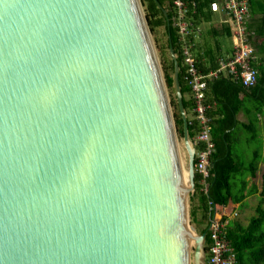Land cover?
I'll list each match as a JSON object with an SVG mask.
<instances>
[{
  "label": "water",
  "instance_id": "water-1",
  "mask_svg": "<svg viewBox=\"0 0 264 264\" xmlns=\"http://www.w3.org/2000/svg\"><path fill=\"white\" fill-rule=\"evenodd\" d=\"M170 57L187 177L142 0H0V264H206Z\"/></svg>",
  "mask_w": 264,
  "mask_h": 264
},
{
  "label": "trees",
  "instance_id": "trees-1",
  "mask_svg": "<svg viewBox=\"0 0 264 264\" xmlns=\"http://www.w3.org/2000/svg\"><path fill=\"white\" fill-rule=\"evenodd\" d=\"M198 2V13L205 17L207 22L212 20L211 12L208 10L210 0H196ZM147 3V16L152 32L155 34L163 29L167 37L166 44L160 47L164 78L171 94L172 106L174 107V119L177 127L178 137L183 138V121L174 93L173 72L174 63L170 57V48H173L179 56L181 67L179 81L182 87L183 103L189 117V133L193 140L196 135V123L192 119V101L190 98V87L186 81L183 58L177 38V31L173 26L172 0L168 8V17L165 16L160 4L164 6V0H143ZM257 0H251L252 13H256ZM261 10V20L251 24L250 30L254 33V44L261 64L257 65L260 71L259 84L253 88H244L227 79H222L210 84L208 100L211 104L209 115L212 117V138L215 142V153L213 155V167L209 179V192L202 191L200 177L196 175V191L190 195V223L195 225L199 234H206V253L209 244V225L213 214L209 211L211 200L218 214L227 210L228 215L235 212L236 204L242 203L247 197L248 183L240 177L251 176L255 178L260 169L263 159V149L254 153L250 164L239 160L234 155V147L245 142V132L251 134L247 138L248 144H253L258 139L257 116L264 115V0ZM169 20V21H168ZM208 36L214 39L229 37L228 28H213L208 31ZM219 43L217 49L212 48L206 39L204 55L200 59L207 58L212 62L221 54ZM187 96V97H186ZM240 112L245 113L249 123H240L237 119ZM262 199L258 206V216L253 217L249 225H242L238 221L227 225V238L231 243L236 255V264H264V176L262 184ZM227 221V217H223Z\"/></svg>",
  "mask_w": 264,
  "mask_h": 264
},
{
  "label": "built area",
  "instance_id": "built-area-1",
  "mask_svg": "<svg viewBox=\"0 0 264 264\" xmlns=\"http://www.w3.org/2000/svg\"><path fill=\"white\" fill-rule=\"evenodd\" d=\"M212 20L207 22L198 13L196 0H172L173 26L177 31L186 81L190 87L192 119L196 123L193 139L195 151V172L200 177L202 191L209 192V179L213 167L215 142L212 138V117L209 115L211 104L208 100L210 84L227 79L244 88L259 84L261 64L254 33L250 30L251 0H210L208 6ZM212 28L226 27L230 50L220 48L221 54L212 62L204 55L205 25ZM209 211L213 214L209 225V244L206 264H236V255L227 238L226 214H218L213 202L209 201Z\"/></svg>",
  "mask_w": 264,
  "mask_h": 264
},
{
  "label": "crops",
  "instance_id": "crops-1",
  "mask_svg": "<svg viewBox=\"0 0 264 264\" xmlns=\"http://www.w3.org/2000/svg\"><path fill=\"white\" fill-rule=\"evenodd\" d=\"M252 18H253V16L251 15L250 26H251V24H253V22L254 23L256 22L255 18L253 21H252ZM211 29H213V28L211 27ZM214 41H215V44H214L215 49H217V41L219 43L218 46L220 48H222V44L220 43L218 38L214 39ZM205 42H206V36L204 35V45H203L204 50H206ZM209 46H210V44H209ZM260 59H261V57H260ZM254 118L257 119V126H258V139L256 141L257 147L255 148L254 147L255 144L254 145L248 144L247 142L246 143H239L234 147V155L239 160L245 161L248 164H250L251 161L253 160L255 151L258 149H263V159H262V162L260 164V169H259L257 176L255 178H253L251 176L240 177V181H239L240 184L243 180H246L248 183V191H247L248 194H247L246 199L243 200L242 203L234 205L235 206V212L232 215H228L227 210L223 211V214H226L228 224L234 223L235 221H238L242 225H246V226L249 225L250 222L248 221V217L250 216V213L248 212V210L250 209V207H253L255 205L253 202L254 199L260 200V203H261V199H262L261 192H262V184H263V176H264V115L257 116V113H255ZM237 119L240 123H249L248 117L243 112L239 113ZM246 201H250V205H246V207H243L242 205H245L243 203H245ZM258 206H257V209H258ZM245 211L247 213H245Z\"/></svg>",
  "mask_w": 264,
  "mask_h": 264
},
{
  "label": "rangeland",
  "instance_id": "rangeland-1",
  "mask_svg": "<svg viewBox=\"0 0 264 264\" xmlns=\"http://www.w3.org/2000/svg\"><path fill=\"white\" fill-rule=\"evenodd\" d=\"M142 2H143V0H142ZM262 3H263L262 0H257V2H256L257 9H256V13L254 15L252 13V16H253L252 21L254 20V18H255V21L261 20V16H262L261 15L262 14L261 13V10L263 9V4ZM143 5H144L145 12L147 14V12H148V10H147V7H148L147 6V3L145 4L143 2ZM211 27H212V24L211 25L210 24L205 25V36H206V39H207L208 43L211 45L212 48H214V44H215L214 38L208 36V31L211 29ZM153 39H154V42H155V45H156V48H157V51H158V54H159V57H160L161 64H162L160 47H163V45H165L166 44V41H167V37L165 36L164 30L161 28V29H159L157 31V33H155V34L153 33ZM218 40L222 44V47L223 48H225L226 50H230L231 49L232 43H231V41L227 37H220V38H218ZM162 67H163V65H162ZM168 92H169L170 101H172V98H173L174 94H171L169 90H168ZM172 110L175 113V110H174V107L173 106H172ZM189 117H191V115H189L188 118ZM245 134H246L245 135L246 136L245 137V142H242V143H246L247 138H251V134L250 133L247 134L245 132ZM254 144H255L254 147L256 148L257 147L256 142L253 143V145ZM179 149H180V155H181L182 165H183L184 170H186L187 169V164H188V156H187V152H186V150L184 148L182 138L181 139L179 138ZM253 202H254L255 205L253 207H250V209L248 210V212L250 213V216L248 217V221L249 222L251 221V219L253 217L258 216L257 206L260 204V200L254 199ZM188 203H189V213H190V195L188 197ZM243 204H245V205H242V206L243 207H246V205H250V201H246ZM245 213H247V212L245 211ZM192 226L195 227V225H192ZM194 248H195V245L192 247V249L194 250ZM191 264H194V262H193V252H192V261H191Z\"/></svg>",
  "mask_w": 264,
  "mask_h": 264
},
{
  "label": "flooded vegetation",
  "instance_id": "flooded-vegetation-1",
  "mask_svg": "<svg viewBox=\"0 0 264 264\" xmlns=\"http://www.w3.org/2000/svg\"><path fill=\"white\" fill-rule=\"evenodd\" d=\"M160 5H161V8H162L163 10L166 9V10L169 11L168 8L171 7V0H164V6H163L162 4H160Z\"/></svg>",
  "mask_w": 264,
  "mask_h": 264
},
{
  "label": "bare ground",
  "instance_id": "bare-ground-1",
  "mask_svg": "<svg viewBox=\"0 0 264 264\" xmlns=\"http://www.w3.org/2000/svg\"><path fill=\"white\" fill-rule=\"evenodd\" d=\"M184 172H185V170H184ZM185 176L187 177V174H186V172H185ZM187 181V180H186Z\"/></svg>",
  "mask_w": 264,
  "mask_h": 264
}]
</instances>
